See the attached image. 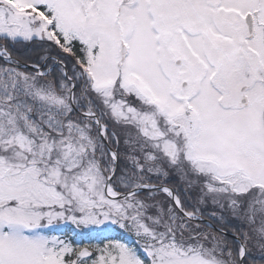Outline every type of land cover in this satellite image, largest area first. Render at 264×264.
Returning <instances> with one entry per match:
<instances>
[{
  "label": "snow or ice",
  "instance_id": "snow-or-ice-1",
  "mask_svg": "<svg viewBox=\"0 0 264 264\" xmlns=\"http://www.w3.org/2000/svg\"><path fill=\"white\" fill-rule=\"evenodd\" d=\"M0 264H264V0H0Z\"/></svg>",
  "mask_w": 264,
  "mask_h": 264
}]
</instances>
